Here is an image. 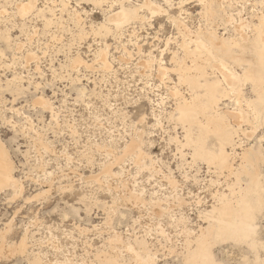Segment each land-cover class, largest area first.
<instances>
[{"label":"rangeland","instance_id":"obj_1","mask_svg":"<svg viewBox=\"0 0 264 264\" xmlns=\"http://www.w3.org/2000/svg\"><path fill=\"white\" fill-rule=\"evenodd\" d=\"M19 1L0 0V141L14 163V178L23 186L19 197L10 190L0 192V232L10 224L0 245V264H32L34 257L41 264H140L127 244L139 251L138 241L143 240L154 256L151 264H186L187 240L193 242L207 226L204 213L215 205L217 194L230 196L248 178L242 175L236 185L227 170L194 160L192 148L181 147L185 132L170 96L178 82L171 52L181 35L167 15L181 14L191 30L208 25L228 38L234 28L226 16L257 24L264 0H225L222 7L221 0H214L218 17L212 20L198 0H182L181 5L180 0H149L163 12L152 15L143 8L139 13L145 20L127 24L117 34L111 27L108 33L101 29L109 10L117 12L121 2L134 8L142 0H107L101 6L91 0H65L64 8L61 0H37L39 8L45 5L56 13L45 15L53 20L47 27L42 17L23 21L13 14ZM71 10L80 14L79 24L71 20ZM6 34L8 42L2 38ZM105 46L111 67L107 71L98 55ZM28 53L37 59L28 60ZM149 53L170 68L164 81L156 76L157 62L151 70L138 65ZM76 57L88 66L73 67ZM14 88L19 91L12 92ZM178 88L184 91V86ZM252 89L249 82L242 85L244 99H254ZM39 99L48 104H39ZM222 104L223 110L234 107L232 100ZM255 128L249 130L250 139L235 138L234 150L227 147L229 154H237L230 161L235 168L243 149L254 146L264 155V123ZM136 132L142 139L141 160L127 158L116 166L108 150L120 152ZM35 136L46 150L34 146ZM214 144L210 138L209 147ZM255 165L264 201V159ZM133 189L141 194L140 202L128 200ZM45 190L44 196L34 198ZM177 198L184 203L178 204ZM255 224L260 246L219 242L211 247L215 262L264 264V204ZM115 235L120 242L114 241ZM25 236L26 250L18 253Z\"/></svg>","mask_w":264,"mask_h":264},{"label":"bare ground","instance_id":"obj_2","mask_svg":"<svg viewBox=\"0 0 264 264\" xmlns=\"http://www.w3.org/2000/svg\"><path fill=\"white\" fill-rule=\"evenodd\" d=\"M91 1L95 5L101 6L107 0ZM142 1L140 6L134 8L125 7L121 2L117 12L112 13L109 10L105 19L106 24L101 26V29L108 33L112 28L117 34L127 24L142 22L145 18L139 12L143 8H147L152 15L163 12L149 0ZM198 1L203 5L206 17L211 20L214 17L216 18L218 7L214 6V0ZM37 2V0H20L15 3L13 14L23 21L30 16L42 17L45 22L44 25L47 27L51 25L53 20L46 18L45 15L49 13L51 18L56 13L53 8L45 5L39 8ZM61 4L63 8L67 6L65 0H61ZM181 4L182 0H180ZM225 4V0H221L220 6L222 7ZM109 8L112 9V5ZM182 11L184 10L180 6V12ZM70 13H72L71 20L73 19L72 21L75 24H79L80 14L76 10H71ZM167 16L181 35V43L176 45V51L171 52L172 57L170 60L173 65L171 70L176 73L178 81L175 84L177 86L172 87L173 89L170 90V96L175 100L174 113L185 132V143L183 145L180 143L181 147L192 148V159L202 160L209 167L213 166L219 171L227 170L230 175L234 176L236 185L239 184L242 175L248 178H246L244 186L239 185L240 188L237 192L230 190V196L216 193L217 201L215 205L211 207V210L204 213L203 218H205L207 226L200 228V234L194 237L193 242L187 240L186 264H217L211 252V247L214 244L232 241L234 243L247 242L253 248L260 246V243L254 238L257 232L255 219L261 211L264 201L261 179L255 163L260 159H264V155L259 148L256 149L254 146L243 149L240 163L235 168L233 164H230V161L235 160L237 154H229L227 147L234 150L237 145L234 141L236 137L237 140H240V137L247 139L250 137V128L254 130L253 128L258 126L260 122L264 123V15L261 14L258 17L257 24H250V22L240 17L235 21L232 16H226V23L233 25L234 28V36L228 38L220 37L217 35L216 30L208 27V25L205 28L199 26L196 30H191L184 22L181 14L177 17L169 14ZM54 18L56 19V17ZM2 38L7 42L10 39L7 34L3 35ZM21 46V44L16 45L17 49H20ZM135 48L138 53L142 51L138 44L135 45ZM237 51H240L239 54ZM106 53L107 46L98 52L100 63L105 71L111 68L105 58ZM247 53L251 54L250 58L245 57ZM142 54L144 53L142 52ZM26 58L34 61L37 59L30 53ZM81 64L88 66L79 57L74 58L73 67H78ZM154 64L157 67L156 76L162 81L167 79L170 68L164 67L162 60H156L151 53L148 54L145 61L143 60L138 65L145 70H151ZM236 67H239L240 73L236 70ZM246 82L253 85L252 90L255 96L253 100L244 99L243 97L242 85ZM179 85L184 86V91L178 88ZM18 91V88H14L12 92L16 93ZM224 100H232L234 104L232 110L220 109V105ZM38 103L48 104L43 99H39ZM210 138L215 140L213 147L208 145ZM33 142L34 146L38 145L45 150L47 149L40 138L35 136ZM141 145L142 139L136 132L133 136H130V140L124 144L120 152L109 149L108 154L113 156V163L116 166L121 165L127 158H133L132 160L138 162L142 158ZM14 170V163L0 141V192L10 190L14 197H19L23 193V186L19 180L14 178ZM109 173H112L110 168ZM46 193H48V190L36 194L34 198L42 197ZM139 194L133 189L130 193L128 192V200L139 201ZM177 203L183 204L184 200L177 198ZM6 227L10 229V224ZM8 229L4 233L0 232V245H3ZM26 239V236L22 237L16 250L18 253H23L26 250ZM114 241L120 242L121 238L115 235ZM132 245L128 242L127 249L133 253L134 260L137 263L151 264L154 262V256L150 253L144 240L138 241L139 251H136ZM117 262L119 261L114 260L115 264ZM32 264H41L39 257H34Z\"/></svg>","mask_w":264,"mask_h":264}]
</instances>
